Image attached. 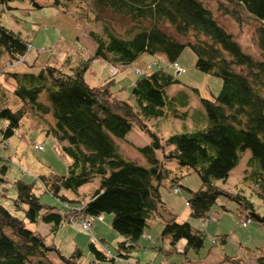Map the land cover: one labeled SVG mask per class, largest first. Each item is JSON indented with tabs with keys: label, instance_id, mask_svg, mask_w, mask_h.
Wrapping results in <instances>:
<instances>
[{
	"label": "trees",
	"instance_id": "1",
	"mask_svg": "<svg viewBox=\"0 0 264 264\" xmlns=\"http://www.w3.org/2000/svg\"><path fill=\"white\" fill-rule=\"evenodd\" d=\"M10 1L0 0L3 11L11 7ZM216 1L217 8L237 22L243 20L244 12L259 21L256 42L260 57L243 50L204 0H52L64 9L67 3L73 5L81 20L92 27L88 35L94 50L86 59L71 60L67 53L60 65L47 62L36 70H4L12 84L6 87L0 82V144L15 133L23 118L34 116L45 124L46 132L54 136L60 154L68 156L69 162L63 174L49 171L30 181L20 177L11 181L13 207L0 204V264H55L52 252L61 264H76L79 249L63 255L24 223V219L35 224L41 221L54 233L70 211L77 216L112 214L110 226L122 239L110 252L97 248L91 239L87 246L95 260L125 264L122 260L140 246L147 219L161 207L165 210L159 186L165 179L169 185L178 184H173L176 174L170 178L167 160L187 165L201 179V186L187 198L189 215L194 218L207 215L210 203L221 192L215 181L226 180L246 148L250 152L246 160L249 176L253 185L260 187L258 194H264V0ZM97 22L101 23L100 31L93 29ZM29 42L19 31L0 23V56L14 59L26 52ZM185 45L195 53V67L220 77L221 85L211 97H200L204 126L171 133L162 143L146 121L183 115L178 106L187 103L188 96L185 92L169 95L165 88L179 81L167 65L178 63ZM142 53L158 59L164 56L166 65L160 62L129 78L128 85L114 87L120 79L113 74L121 66L132 65ZM95 58L108 61L114 72L102 82L90 84L84 73ZM122 87H128L127 98L116 94ZM133 123L150 135V141L137 148L143 162L124 157L115 141L123 138ZM156 150H160L161 158ZM6 167V163L0 164V171ZM94 177L99 180L97 188L87 199H78V187ZM63 190L72 191L75 198L67 197ZM41 192L80 208L61 211L60 205L42 202ZM242 196L229 197L249 207L246 217L264 223V212L256 211ZM160 234L174 250L182 240L180 252L184 254L198 251L205 236L202 229L176 220L172 214L164 220ZM241 259L226 254L216 264H246ZM257 260L264 264V253Z\"/></svg>",
	"mask_w": 264,
	"mask_h": 264
},
{
	"label": "rangeland",
	"instance_id": "2",
	"mask_svg": "<svg viewBox=\"0 0 264 264\" xmlns=\"http://www.w3.org/2000/svg\"><path fill=\"white\" fill-rule=\"evenodd\" d=\"M204 1L212 8L216 19L233 33L243 50L253 56L260 57V50L256 42V26L259 21L244 12L243 20L237 22L228 13H223L217 8L216 0ZM9 4L11 7L6 11L0 7V23L19 31L30 41L28 43L30 48L26 52L24 61L20 64L15 63L6 71L36 70L47 62L60 65L67 53H70L74 60L86 59L92 54L94 43L88 35L92 27L81 20L73 5L67 3L66 9H64L62 5H56L52 0H11ZM37 4L39 7L36 6ZM93 29L100 31L101 23L97 22ZM158 57L160 60L147 53H142L132 65L121 66L113 74L115 79H120L114 84V87L117 88L122 84L128 85L129 78H132L136 73H143L155 68L160 62L162 63L160 65H166L164 56ZM10 60L7 55L0 56L1 79H5L6 74L3 73V69L6 68ZM177 61L182 66L181 72L172 66L173 63L168 64L167 69L175 73L179 81L169 84L165 90L169 95L185 92L188 96L187 103L178 106V111L183 115L181 117L161 116L146 121L150 130L162 138V143H164V138L171 133L204 126L206 124L205 112L200 97H211L221 85L220 77L195 67V53L191 46L185 45L182 48ZM110 66L108 61L95 58L85 70L84 77L90 84L100 83L114 72ZM150 67L151 69H149ZM9 84L7 83L6 86L9 87ZM193 87L196 90L192 89ZM116 94L118 97L127 98L128 87H122ZM9 96V102L13 104L14 98L10 92ZM115 141L124 157H131L133 160L142 162L143 159L137 148L148 143L150 135L133 123L125 136L115 138ZM38 145H41L42 148L37 147ZM163 147L165 150L169 149L165 145ZM0 155L2 156L0 164H7L6 169L3 172L0 171V176L10 182L17 177L30 181L37 178L39 174H46L49 171L63 174L66 172L69 162L68 156L60 154V148L54 136L46 132L45 124L34 116L23 118L22 123L18 126L17 134L14 133L5 140V143L0 144ZM156 155L161 158L160 150H156ZM249 155V149L246 148L237 164L230 169L226 180L224 182L215 181L221 192L217 193L214 201L210 203L207 210L208 217L204 216L203 218H194L188 215L189 206L186 203V199L192 196L193 191L201 186L199 175L187 165H179L173 159L167 160L165 166L170 171V178L176 174L173 184L178 183L180 186L178 191H174V186L169 185V179H165V184L159 186L161 198L178 220H187L192 227L203 230L205 235L203 245L198 251L188 250L184 254L180 252L181 240L176 244L177 249L174 250L168 244L167 238H162L160 234L164 217L154 213L147 219L148 225L144 228L145 235L141 236L138 241L140 246L133 250L128 259H124L122 262L125 264H147L149 262L150 264H183L186 262L187 264H192L191 262L216 264L223 260L226 254H235L242 258L243 263L260 264L257 258L259 254L264 253V223L249 219L243 224L245 211L249 207L245 206V208L243 204L229 197L242 194V200H244L243 197L249 199L256 211L264 212V194L259 195L260 187L254 186L252 178L249 176L250 169L246 164ZM98 181V177H94L91 181L80 185L77 190L78 199H82V197L87 199L97 188ZM36 191H41V189L37 188ZM63 191L69 198L76 196L70 190ZM14 192L12 184L0 180L1 205L12 208ZM39 198L47 204L56 207L60 205L61 211L69 212L75 207L76 209L80 207L73 202L64 206V203L48 192H41ZM16 214L22 215L21 212H16ZM70 214L71 211L57 230L54 244L66 255H69L77 245L81 249V254L76 257V264H88L89 262L91 264H107L102 260H95L87 246L89 232L82 230L77 224V217H70ZM103 215L104 222L96 223L93 233L99 230V234L106 240V246L109 249H114L118 241H115L117 232L110 226L112 214L106 212ZM24 223L30 228L37 226L27 219H24ZM95 234L97 236V233ZM147 236L151 240L146 238ZM97 237L99 238V236ZM46 242H50L49 238H46ZM96 246L98 248L99 245L96 244ZM184 255L189 261L184 258ZM50 256L55 264H61L55 253H50Z\"/></svg>",
	"mask_w": 264,
	"mask_h": 264
},
{
	"label": "crops",
	"instance_id": "3",
	"mask_svg": "<svg viewBox=\"0 0 264 264\" xmlns=\"http://www.w3.org/2000/svg\"><path fill=\"white\" fill-rule=\"evenodd\" d=\"M71 60H74V59H72L71 58ZM85 75V74H84ZM12 79H11V77H9L7 74L5 75V85L8 83H12V81H11ZM142 157V156H141ZM131 158V157H130ZM143 159V158H142ZM143 161H144V159H143ZM142 161V162H143ZM63 194H65V192H63ZM161 196V195H160ZM162 199V198H161ZM163 201V200H162ZM163 203H164V207L163 208H165V210H167L166 212H165V210H163L162 209V207L160 208V209H158L160 212H157L158 214H160L161 216H163L164 217V220L167 218V217H169V214H172V212L170 211V209H168V207L166 206V204H165V202L163 201ZM161 211L163 212V214L161 213ZM187 211H188V215H189V208L187 209ZM173 216H175L174 214H172ZM104 215L102 216V219L101 220H96L94 223H93V226H92V231L93 230H95L96 228V226H95V224L97 223H99V222H104ZM175 219L176 220H178L177 218H176V216H175ZM164 220H163V222H164ZM187 221V220H186ZM37 224V226H36V228H34L36 231H38L39 233H41L44 237H45V239L46 238H49V240H50V242L51 243H53L54 244V240H55V234H56V232H54V233H51L50 232V225L49 224H47V223H44V222H41V221H39V222H37L36 223ZM96 224V225H97ZM146 225H148V222H147V224ZM99 229V228H98ZM97 232H95V233H97V236H99V238L100 237H102V238H100V241L102 242V243H105L106 242V240H105V238L102 236V235H100L99 233V230H96ZM149 235V234H148ZM150 236V235H149ZM115 241H118V240H121L122 239V237H121V235H119L118 233H116V235H115ZM55 246H56V244H54ZM57 247V246H56ZM79 249L80 251H81V249L79 248V247H77V245L75 246V248L74 249ZM57 249L61 252V254H63V255H66V254H64V251L63 250H61L60 248H58L57 247Z\"/></svg>",
	"mask_w": 264,
	"mask_h": 264
},
{
	"label": "built area",
	"instance_id": "4",
	"mask_svg": "<svg viewBox=\"0 0 264 264\" xmlns=\"http://www.w3.org/2000/svg\"><path fill=\"white\" fill-rule=\"evenodd\" d=\"M29 48H30V44L27 43L26 49L28 50ZM21 58H22V56H20L15 62H19L21 60ZM172 66L175 67V69L178 72L182 71V67L178 63L174 62L172 64ZM174 190L175 191L178 190V187H175ZM71 217H73V216H71ZM101 218H102V216L100 214H98V215H84V216L81 215V216L77 217V219H78L77 224L82 230L89 232L91 239L93 241H96L97 239H96L95 235L90 232V229L92 227L93 221H95L96 219L100 220ZM249 219L250 218H246L243 221V224H245V222H247V220H249Z\"/></svg>",
	"mask_w": 264,
	"mask_h": 264
},
{
	"label": "bare ground",
	"instance_id": "5",
	"mask_svg": "<svg viewBox=\"0 0 264 264\" xmlns=\"http://www.w3.org/2000/svg\"><path fill=\"white\" fill-rule=\"evenodd\" d=\"M37 147H40V148H42V146H41V145H38Z\"/></svg>",
	"mask_w": 264,
	"mask_h": 264
}]
</instances>
